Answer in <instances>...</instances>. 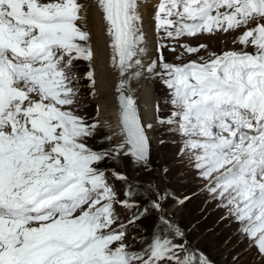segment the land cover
Segmentation results:
<instances>
[{
    "label": "snow or ice",
    "instance_id": "snow-or-ice-1",
    "mask_svg": "<svg viewBox=\"0 0 264 264\" xmlns=\"http://www.w3.org/2000/svg\"><path fill=\"white\" fill-rule=\"evenodd\" d=\"M94 11L116 127L80 114ZM216 33L234 47L189 43ZM147 81L164 89L151 116ZM154 138L264 257V0H0V264H213L167 211Z\"/></svg>",
    "mask_w": 264,
    "mask_h": 264
},
{
    "label": "rangeland",
    "instance_id": "rangeland-1",
    "mask_svg": "<svg viewBox=\"0 0 264 264\" xmlns=\"http://www.w3.org/2000/svg\"><path fill=\"white\" fill-rule=\"evenodd\" d=\"M189 43L205 44L209 50L216 51L234 47L232 36L223 33L205 34L190 40ZM169 60L173 59L171 52L165 53ZM79 72L83 74L86 71V65L78 66ZM87 80L82 84L87 85ZM155 101L163 95L164 89L159 85H154ZM80 114L86 115L90 120L94 119L95 111L100 116V105L96 96H89L88 89H82ZM138 104H139V100ZM161 112L164 115L169 111V106L161 103ZM94 114V115H93ZM101 120V119H99ZM102 121V120H101ZM162 131V129H160ZM159 136L160 132L153 134ZM94 143V142H93ZM176 146L172 144L157 145L156 139L152 142V160L159 165H167L170 169L166 182L170 190H173L178 200L169 201L166 205L167 211L177 223L183 226L187 233L188 240L196 245L203 253L209 257L215 264H264V257L258 255L255 248L249 250L248 241L241 243V237L237 236V224L229 219H221L224 211L215 207V202H208L207 194H200L198 191V182L190 177L182 176L181 168L175 159ZM185 196L190 199L185 200L183 204L178 203ZM138 236V233H136Z\"/></svg>",
    "mask_w": 264,
    "mask_h": 264
},
{
    "label": "bare ground",
    "instance_id": "bare-ground-1",
    "mask_svg": "<svg viewBox=\"0 0 264 264\" xmlns=\"http://www.w3.org/2000/svg\"><path fill=\"white\" fill-rule=\"evenodd\" d=\"M91 23L93 31L97 38V59L96 67V100L100 105V116L102 122L110 123L113 127L118 124V112L116 108V92H115V75L111 72L107 63V53L104 48L103 22L99 15L94 11ZM150 81L141 82L134 86L133 93L139 100V107L142 114L151 116L153 111V103L155 101V91Z\"/></svg>",
    "mask_w": 264,
    "mask_h": 264
},
{
    "label": "water",
    "instance_id": "water-1",
    "mask_svg": "<svg viewBox=\"0 0 264 264\" xmlns=\"http://www.w3.org/2000/svg\"><path fill=\"white\" fill-rule=\"evenodd\" d=\"M118 106H119V104H118Z\"/></svg>",
    "mask_w": 264,
    "mask_h": 264
}]
</instances>
